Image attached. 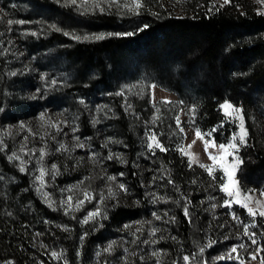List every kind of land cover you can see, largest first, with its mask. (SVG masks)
I'll list each match as a JSON object with an SVG mask.
<instances>
[{"label": "trees", "instance_id": "1", "mask_svg": "<svg viewBox=\"0 0 264 264\" xmlns=\"http://www.w3.org/2000/svg\"><path fill=\"white\" fill-rule=\"evenodd\" d=\"M31 1L35 8L46 11V17L59 18L57 28L62 34L52 32L50 40L42 38L41 42H66L75 90L111 95L115 109L107 125L108 134L129 147L132 162L138 157L139 134L154 132L167 151L155 149V155L149 152L151 162L167 172V180H173L178 192L194 202L197 195L192 181L199 170L183 154L184 135L177 117L183 108L193 109V126L207 138L227 145L238 132L237 125L222 111L221 105L230 102L241 108L248 134L238 151L242 161L240 189L243 193L264 192V149L259 143L261 131L256 127L264 116V15L258 14L252 0H230L224 7L215 5V0H183L179 15L169 11L164 0H142L141 6L133 9L104 7L103 12L92 6L86 10L65 6L64 0ZM65 32L107 37L78 43ZM122 74L127 76L125 81L118 78ZM5 80L0 58L2 109L9 93ZM152 84L176 93L180 102L154 107ZM125 103L132 110L124 108ZM83 120L87 121L86 116ZM129 166L141 208L110 209L104 228L95 231L94 224H71L64 214L42 205L27 177L14 169L0 151V175L5 177L0 181V264H96L95 249L108 232L138 219L148 206L139 173L131 163ZM216 180L219 185L224 183L221 171ZM167 189L176 192L173 185L167 184ZM194 205L191 209L199 224L202 218ZM172 210L176 221L166 226L164 235L169 232L168 240L162 247L170 252L171 264H181V245L192 252L193 224L186 221L180 206ZM233 213L244 224L255 220L256 227L251 231L264 249V218H253L240 206H235ZM84 233L87 236L81 242ZM53 244L63 252L62 259L52 258L43 246ZM260 257L264 259V251ZM99 259V264H110L104 257Z\"/></svg>", "mask_w": 264, "mask_h": 264}, {"label": "rangeland", "instance_id": "2", "mask_svg": "<svg viewBox=\"0 0 264 264\" xmlns=\"http://www.w3.org/2000/svg\"><path fill=\"white\" fill-rule=\"evenodd\" d=\"M164 1L169 11L178 15L181 13L180 6L183 0ZM141 2L142 0H117V3L120 4L119 7L128 9L138 8L141 6ZM85 3L88 5L87 8L95 3L107 8L117 7L116 5L109 6L104 0H85ZM214 4L219 7L227 5L224 4V0H215ZM252 4L258 13L264 12V5L257 3L256 0H252ZM44 14L46 11L35 8L30 0H0V58L3 61L6 76L4 83L9 87L8 99L3 101L4 107L0 116V139L7 145V148L2 152L6 157L16 152L26 161V171L21 173L19 171L20 161L8 160L14 169L27 177L36 198L42 205L49 208L44 203L40 193L36 191V187L40 186L39 181H34L35 176L39 174L37 170L39 167L37 164L39 149L44 147L46 155L42 162L43 166L50 170L52 164H56L60 170V175L55 180L51 178L50 174H46L44 177L43 191L50 194L56 208L55 211L52 208L49 209L64 214L60 201L72 196V205L75 208L77 200L84 199L86 190L92 195V201L85 200L78 211H71L69 215H64L71 224L80 223L88 212L95 211L96 207L99 206L102 215L88 223L95 225V231L104 228L103 224L107 218L108 210L115 207L141 208L142 204L138 198V193L129 177V164L131 163V167L139 173L141 188L148 201V206L140 212L138 219L126 222L120 228L108 232L104 241L95 249L96 264H99L101 257H104L105 261H109L110 264H171L170 252L162 246L168 240L166 237L169 232L164 235L165 228L173 223H165L164 221L173 216L172 207H181L185 203L187 195L178 191L175 193L168 191L167 172L154 167V163L151 162L148 156L150 151L145 143V133L151 134L150 131L139 134V153L133 162L129 147L123 142L109 137L107 125L115 109L114 101L110 99L111 95L75 90L72 85L70 63L66 57L68 47L66 42L62 40L53 43L41 42L42 38L46 41L50 40L51 33L55 32L51 26L57 27L56 20H59L55 16L46 17ZM8 20H22L25 23L9 25ZM33 32L36 35H32ZM57 32L62 34L61 30ZM85 35L101 34H84L83 32L82 34H69L66 37L78 43L98 41L74 38V36L83 37ZM103 35L104 38L107 37L106 34ZM12 72L17 74L13 76L11 75ZM121 76L118 77L120 81H125L127 76L123 74ZM42 77L47 79H42ZM51 80H56V85H51ZM36 89L40 90L39 93ZM150 89L151 101L156 108L162 104H178L180 102L176 93L167 91L156 84L150 85ZM34 96L35 99H33ZM81 100L84 103H80ZM227 103L231 104L230 102ZM129 106L127 103L124 104V108L132 110ZM97 107H100L101 110L97 111ZM18 109L19 111H17ZM222 111L238 127L234 142L238 145H244L245 143H239V136L246 133L245 141L247 142L248 134L241 108L232 105V108H222ZM42 113L44 114L43 119L40 118ZM192 113L193 109L183 108L179 114V124L184 135L183 154L199 170V175L194 179L195 183H192L196 188L197 195V199L192 203H195L194 207L202 219L198 224L196 217H194L196 214L190 206L194 220L192 223L194 234L192 252L181 245V264H185L182 260L184 255L191 257L193 254L196 257V264H239L238 260L215 259L217 256L225 254L232 245L238 243H244L247 246L246 250H239V256L243 258L244 264H261L260 254L256 260L249 258L248 253L255 251L256 246H251L248 237L243 236V227L237 220L232 219V213L235 206L241 207V204L247 202L244 199L246 196L251 197L249 207L258 212L264 208V196L258 192L243 193L241 191L238 181L240 164L235 169L234 180L236 183L230 184L233 197H227L224 192L220 191L216 174L221 171L224 176L223 170L219 167L225 163L219 159L223 155V151L219 149V144L212 138H207L201 132L199 136L196 134L197 129L192 123ZM84 116L87 118L86 122L83 120ZM137 118L140 123L141 118L139 116ZM94 119L98 121L95 124L93 123ZM257 122L256 127L260 129L262 134L259 143L264 149V116L260 117ZM21 123L24 125L23 128L20 127ZM7 132L10 134L6 135ZM24 137L28 139L25 141ZM75 137L80 138L79 143L84 144L83 148L76 146L78 142ZM109 139L113 142L104 147ZM206 142H208L207 145ZM21 145H26L24 151L20 150ZM60 145L65 147L57 151ZM33 148L36 149L35 155L31 153ZM109 151L122 154L127 163H121L116 158L107 159ZM238 151L235 156L240 160ZM93 154H95L94 159L92 158ZM210 155H217L218 159L215 163L209 158ZM232 161L233 157L228 156L226 163L230 165ZM201 164L213 167L215 179L210 177L204 168L200 167ZM121 173L123 176L120 175ZM109 176H115L116 179L114 181L108 180L107 177ZM154 176L156 177L155 180H153ZM224 182H227L226 177H224ZM120 184H124L127 191L120 189ZM109 188L112 190V196H109ZM101 193L105 197L103 202L99 199ZM154 196L164 197L167 203L163 201L154 203ZM224 199L233 200L231 208L220 206ZM176 200H179L180 204L174 203ZM236 200H239L240 203H235ZM256 201H260V208L257 207ZM212 204L217 205L214 210L211 208ZM244 209L247 211L246 208ZM153 212L160 215L162 219L156 220L152 215ZM165 212L168 213L167 217L164 216ZM126 225L128 227H125ZM152 228L160 229L155 237L149 235ZM137 229L140 231L138 232ZM238 235L239 239H237ZM225 236L228 237L227 240H225ZM145 239L157 240L158 243L144 244L142 241ZM213 240L216 243L207 247L209 241ZM112 241H116L113 251L104 252L103 249ZM200 247L205 248L203 254L199 253ZM125 248L128 249L127 253L124 252ZM46 249L50 253L55 250L61 253L62 257L64 256L63 252L54 244L49 245ZM153 251H159L160 255L158 257L152 256ZM98 252L101 255L98 256ZM188 264H192L191 259Z\"/></svg>", "mask_w": 264, "mask_h": 264}, {"label": "snow or ice", "instance_id": "3", "mask_svg": "<svg viewBox=\"0 0 264 264\" xmlns=\"http://www.w3.org/2000/svg\"><path fill=\"white\" fill-rule=\"evenodd\" d=\"M65 2V6H73V7H77V8H85V10L87 9L88 5L85 3V0H64ZM105 3H107L109 6H112V5H116L117 7L120 6V4L117 3V0H104ZM257 3H260L262 5H264V0H256ZM230 3V0H224V4H228ZM126 6V5H125ZM223 5H221L222 7ZM92 7H95V8H99V10L101 12H103L105 9L104 7H102L99 3H95L92 5ZM138 7V5H137ZM258 14H261V15H264V12H259ZM7 23L9 25H12L13 23L15 24H24L25 21H22V20H17V21H13V20H8ZM55 31H60L59 28H57L55 25H52L51 26ZM145 28L147 27V25L144 26ZM139 30H143V29H139ZM32 35H36L35 32L31 33ZM64 35H69L68 32H65ZM127 35H131V33H128ZM75 39L77 40H80V39H83V40H90V39H95V40H101V39H104V35L101 34V35H95V36H83V37H80V36H74ZM5 51H7V49H5ZM17 73L16 72H12L11 75L15 76ZM42 79H47L46 77H42ZM57 81L56 80H51L50 81V84L51 85H56ZM37 93H39V89H36ZM117 95H122V93H117ZM33 99H35V96L33 97ZM80 103H84L83 100L80 101ZM222 108L224 109H229V108H232V105L225 102L223 105H221ZM3 109L0 108V111H2ZM101 108L100 107H97V111H100ZM236 111H239V109H236ZM227 114V113H226ZM41 119L44 118V114L42 113L41 114ZM98 121L97 120H93V123H97ZM177 125H179V117H177ZM21 128L24 127V125L21 123L20 125ZM75 131V129H74ZM181 132H183V129L181 128L180 129ZM213 131H215V129H213ZM6 135L10 134V132H7L5 133ZM196 134L199 136L201 135L200 133V130L197 129L196 130ZM146 135V140H145V143H146V147L147 149L153 154L155 155V149H159L161 152H165L167 151L166 148H164V146L156 139V135L155 133H151L149 134L148 132L145 133ZM207 135H211V133H208ZM245 135L246 133H242L240 136H239V143L240 144H244L246 143L245 141ZM25 141L28 139L27 137H24ZM75 139L77 140V147H80V148H83L84 147V144L83 143H79V137H75ZM236 140V136L234 135L233 136V142H230L228 143L227 145L226 144H219V149L223 151V155L219 157V159L221 161H225V163L219 165V167L223 170V173H224V177H226L227 179V182H224L220 185V191L224 192L226 194L227 197H233V192L230 191V184H235L236 181L234 180V174H235V169L239 166V164L242 163L241 160L238 159V157L235 156V153L238 151L239 149V145L237 143H235L234 141ZM113 141H111V139H109L108 141H106L104 147H107L108 146V143H112ZM208 142H206V145H207ZM26 147V145H21V151H24V148ZM65 146L64 145H60V147L57 149V151H60L61 149H63ZM7 148V145L4 144L3 140L0 139V151H4L5 149ZM31 153L32 155H35L36 153V149H32L31 150ZM25 155H28V153H25ZM46 155V152H45V148L44 147H41L39 149V157L37 159V164L39 165L38 167V175L35 176L34 178V181H39V184L40 186L39 187H36V191L38 193H40L44 203L47 204V206L49 208H52L53 211L56 210V208L54 207V204L55 202L51 199L50 197V194L46 191H43V188L45 186V182H44V177L46 174H50L51 175V178L53 180H55V178L60 175V170L57 168V165L56 164H52L51 166V169H47L43 166V159ZM228 156H232L233 157V161L232 163L229 165L226 163L227 161V157ZM8 160L10 161H13V160H19L20 161V166H19V171L21 173L25 172L26 171V167H25V164H26V161L21 157L19 156L16 152H13L11 155H9L8 157ZM93 159L95 158V154H93ZM113 158H116L117 160H119L121 163H127V161H125L123 159V156L122 154H118V153H112L111 151H109V155L107 157V159L111 160ZM209 158L215 163L218 159L217 155H210ZM191 166V164L189 165ZM201 168H204L208 175L210 177H213V179H215L214 175H213V167L212 166H208V165H204V164H201L200 165ZM121 176H123V173L120 174ZM5 179V177L3 175H0V181H3ZM108 180H112L114 181L116 179L115 176H109L107 177ZM156 177L154 176L153 177V180H155ZM81 183H83V181H81ZM167 184H170V185H173L174 189L176 191H179V188L178 186L175 185L174 181L171 180V179H168L166 181ZM192 183H195V181H192ZM119 188L120 189H123L125 191H127V189L125 188V185L124 184H120L119 185ZM25 191H27V189H25ZM69 191H71V189H69ZM108 192H109V196H112L113 193H112V190L111 188L108 189ZM262 196H264V192L261 193ZM93 199L92 195L85 190L84 192V199H80V200H77L76 202V206L75 208H73V205H72V200H73V197L72 196H68L66 200H61L60 201V205L61 207L63 208L64 210V214L65 215H69V213L71 211H78L82 206L83 204L85 203V200H87L88 202H91ZM100 201L103 202L105 197L103 195V193L100 194V197H99ZM212 199H215V197H212ZM245 201H247L246 203H243L241 204V207L243 208H246L247 209V213L249 216L255 218L257 215H259V217H262L264 218V208H261L258 212L256 210H254L252 207H249V203L251 202V197L249 196H246L245 198ZM160 201H163L165 203H167V200L162 197V196H154V199H153V202L156 203V202H160ZM174 203H177V204H180V201L179 200H176L174 201ZM201 203H203V201H201ZM232 203H233V200L231 199H224L223 200V203L220 205L221 207H227V208H231L232 206ZM235 203L239 204L240 201L239 200H236ZM192 204V200L191 199H188L187 197H185V203L181 206L182 207V214L184 216V218L186 219V221L188 223H194V220H193V217L191 215V212H190V206ZM256 204H257V207L260 208V201H256ZM66 205V206H65ZM217 207L216 204H212L211 205V208L214 210L215 208ZM8 215H11V213H8ZM102 213H101V209L99 206L96 207L95 211H90L87 213V215L80 221V223L82 224H88L90 220H93L95 219L96 217L98 216H101ZM153 217L156 219V220H161L162 217L160 215H158L157 213L153 212L152 213ZM164 216L167 217L168 216V213L165 212L164 213ZM106 218V217H104ZM73 219H75V217H73ZM232 219L233 220H237L241 226L243 227V236H246L248 237L249 241H250V245L251 246H257L255 248V251L253 252H250L248 253V256L251 260H256L257 259V256L261 253V251H264V249H261L259 246H258V241L257 239L255 238L256 237V233L255 232H252V231H249L250 228H255L256 227V223H255V220H253V222L251 224H244L242 221H239V218L235 215V213H232ZM176 221V217L175 216H172V217H169L168 220H165L164 222L165 223H174ZM125 227H128L127 225ZM65 231H68L67 227L65 226L64 228ZM137 231L139 232L140 229H137ZM160 229L159 228H152L149 235L152 236V237H155L157 232H159ZM37 236L39 235H42L41 233H37L36 234ZM87 236V233H84L83 235L80 236V241L83 242V240L85 239V237ZM239 235L237 236V239H239ZM161 239H163V237H161ZM172 240H177V237L175 236H172L171 237ZM228 237L225 236V240H227ZM135 242V241H134ZM142 243L144 244H156L158 243L157 240H143ZM216 241H209L207 247H211L213 244H215ZM116 244V241H112L111 243H109L107 245V247L105 249H103L104 252H112L113 251V248H114V245ZM45 248L47 247V245H43ZM246 245L244 243H238V244H234L230 247V249L225 253V254H222V255H219L217 256L215 259L217 260H238L239 261V264H244V260L242 257L239 256V250L241 249H244L246 250ZM205 251V248L204 247H200L199 248V253L200 254H203ZM124 252L127 253L128 252V249L125 248L124 249ZM233 254H237V255H233ZM51 257L52 258H55L57 260L59 259H62V254L61 253H58L57 251L53 250L51 251L50 253ZM77 255H79V252L77 253ZM97 255H101V253H97ZM152 256L154 257H158L160 255V252L159 251H153ZM141 259H143V257H141ZM192 261V264H196V257H195V254H193L191 257L189 255H184L182 257V260L185 262V264H188V262ZM7 264H12L11 261L7 262ZM261 264H264V259L261 260Z\"/></svg>", "mask_w": 264, "mask_h": 264}]
</instances>
